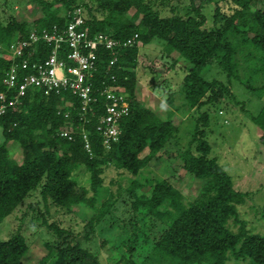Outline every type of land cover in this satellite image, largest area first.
I'll return each instance as SVG.
<instances>
[{
	"label": "trees",
	"instance_id": "trees-1",
	"mask_svg": "<svg viewBox=\"0 0 264 264\" xmlns=\"http://www.w3.org/2000/svg\"><path fill=\"white\" fill-rule=\"evenodd\" d=\"M32 1L40 7L41 16L31 23L14 18L0 23V46L6 47L14 34L24 37L30 29L51 30L52 26L63 29L76 7L85 12L83 21L89 36L102 33L119 42L133 35L136 39L130 47L118 48L113 54L100 47L96 49L98 62L91 78L96 97L92 105L95 117L85 114L86 123L82 122L77 98L68 91L43 95L37 90H27L20 103L0 116V222L37 192L43 204L49 201L63 209L82 205L91 210L86 224L91 230L116 201L108 194L102 202H96L101 174L112 165L132 177L126 189L133 198L131 209H144L152 216L151 227L159 228L140 261L132 259L129 249L128 256L120 257L118 264H229L232 260L264 264V235L249 233L242 223L236 231L229 227L230 220L237 221L236 206L249 194L234 190L229 175L209 157L210 146L203 136L208 125L206 113L195 119L191 138L179 155L182 171L198 186L194 199L186 200L158 176L144 178V184L138 182L142 170L174 138L176 128L169 120L173 110L167 108L166 119L162 120L137 101L133 71L138 45L157 39L163 43L166 55L174 52L189 65L180 87L188 110L215 105L221 98L220 83L206 82L200 76L206 66L218 67L228 81L242 82L239 72L243 71L246 74L242 85L260 97L264 93V10L255 8L257 0H213L215 4H229L231 14L219 25L213 23L207 28L200 7L194 6L192 0H188L189 8L184 15L170 9L172 0H159L162 10L169 8L168 15L163 16L161 10L153 8L155 0H87L71 7L72 2L60 0L66 11L62 16L58 9H51L50 2ZM214 8L217 22V5ZM130 9L133 12L126 17ZM49 49L38 42L33 59L45 57ZM2 54L0 94L5 91L3 74L11 64ZM254 78L261 81L258 86L251 85ZM104 86L121 91L128 104V113L118 124L117 140L108 149L103 148L94 130L103 103L97 91ZM170 97L166 99L169 106ZM69 102L71 107L65 106ZM253 122L262 131L259 143L264 148V105ZM81 127L87 134L91 156L83 149ZM62 131H67L70 139L61 136ZM8 144H16L20 150L18 161L9 156ZM77 170L86 174L87 187L77 184L73 176ZM143 186L148 187V194H137L135 190ZM46 227L56 236L63 233L54 224ZM46 248L47 255L38 264H99L79 243L66 242L57 246L53 254L50 247ZM26 251L25 239L14 233L0 241V264H26L22 261ZM48 258L51 260L46 263Z\"/></svg>",
	"mask_w": 264,
	"mask_h": 264
},
{
	"label": "rangeland",
	"instance_id": "rangeland-1",
	"mask_svg": "<svg viewBox=\"0 0 264 264\" xmlns=\"http://www.w3.org/2000/svg\"><path fill=\"white\" fill-rule=\"evenodd\" d=\"M44 1L52 4V10L58 9L59 15L65 14L62 1ZM68 1L72 2L71 7L87 0ZM192 2L194 6L200 7L206 28L213 23L219 25L231 14L229 4H215L213 0ZM216 5L218 21L214 22ZM153 8L161 10L160 16L168 15L169 8L162 10L159 0L154 1ZM172 8L179 15H184L189 8L188 0H172L170 9ZM255 8L264 10V0H257ZM80 11L84 16L82 8ZM132 12L130 9L125 16L129 17ZM93 14L99 16L94 11ZM40 16V7L32 0H0L2 24L9 18L31 23ZM162 47L163 43L157 39L144 46L138 45L133 70L136 75L134 93L142 106L152 110L162 120L166 119L168 109L173 110L169 120L175 126L176 133L142 170V177H137L138 182L144 184V178L158 176L167 180L186 200L194 199L198 186L182 171L179 155L191 138L195 119L206 113L208 125L204 128L203 136L210 146L209 157L214 158L229 175L234 190L249 194L242 204L236 206L237 221L230 220L229 227L236 231L242 223L249 233L264 235V148L259 143L262 131L253 122V118L264 105V93L258 97L255 92L251 93L242 85L246 74L243 71L239 72L242 82L228 81L218 67L206 66L201 70L200 76L206 82L215 80L220 83L221 98L215 105L188 110L182 100L180 87L189 65L174 52L166 55ZM251 81L252 86L261 83L258 78ZM168 97L171 106L166 102ZM7 148L9 156L18 161L20 150L16 144H8ZM73 176L78 185L87 187L85 173L77 170ZM131 178L126 172L117 170L112 165L104 168L96 202H102L108 194H112L116 201L91 230L86 225L92 216L91 210L82 205H71L68 209H63L55 207L49 201L43 204L36 192L0 222V241L8 239L14 233L23 236L27 251L22 261L26 264H38L47 255L46 246L52 249L53 254L57 246L66 242L71 245L79 243L81 248L95 256L99 264H118L120 257L128 256L129 249L132 259L138 262L148 253L150 239L159 228L151 227L152 216L144 209H131L133 198L126 192ZM135 192L148 194V187L143 186ZM46 224H54L63 233L56 236ZM50 260L48 258L46 263ZM229 264L247 263L232 260Z\"/></svg>",
	"mask_w": 264,
	"mask_h": 264
},
{
	"label": "built area",
	"instance_id": "built-area-1",
	"mask_svg": "<svg viewBox=\"0 0 264 264\" xmlns=\"http://www.w3.org/2000/svg\"><path fill=\"white\" fill-rule=\"evenodd\" d=\"M88 33L80 8H74L70 21L63 29L58 30L54 26L51 30L30 29L24 37L14 34L6 47L0 46L4 58L11 62L2 78L5 91L0 94V116L20 103L27 90H37L43 95L68 91L78 100L83 123L87 122L85 114L95 117L92 105L96 103V97L92 92L91 78L98 62L96 49L100 47L113 54L118 48L133 45L136 35L119 42L106 34L89 36ZM38 42L50 49L45 57L33 59ZM97 94L103 103L102 114L96 117L94 130L100 137L103 148L108 149L110 143L117 140L118 124L127 115L128 104L121 91L112 86H104ZM71 105L69 102L65 106ZM79 133L83 149L91 156L89 140L83 127L79 129ZM60 135L70 139L67 131H62Z\"/></svg>",
	"mask_w": 264,
	"mask_h": 264
}]
</instances>
